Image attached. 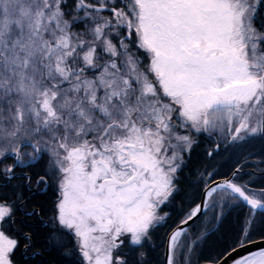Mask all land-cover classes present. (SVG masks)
I'll list each match as a JSON object with an SVG mask.
<instances>
[{
	"label": "snow or ice",
	"instance_id": "6c2138e0",
	"mask_svg": "<svg viewBox=\"0 0 264 264\" xmlns=\"http://www.w3.org/2000/svg\"><path fill=\"white\" fill-rule=\"evenodd\" d=\"M0 264H264V0H0Z\"/></svg>",
	"mask_w": 264,
	"mask_h": 264
}]
</instances>
